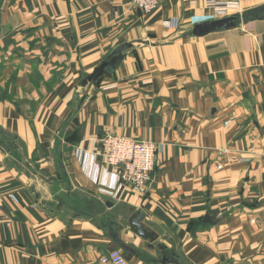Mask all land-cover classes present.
<instances>
[{"label": "crops", "instance_id": "crops-1", "mask_svg": "<svg viewBox=\"0 0 264 264\" xmlns=\"http://www.w3.org/2000/svg\"><path fill=\"white\" fill-rule=\"evenodd\" d=\"M209 1L0 0V264H264V19L193 36ZM107 134L160 148L144 194L101 165Z\"/></svg>", "mask_w": 264, "mask_h": 264}, {"label": "built area", "instance_id": "built-area-1", "mask_svg": "<svg viewBox=\"0 0 264 264\" xmlns=\"http://www.w3.org/2000/svg\"><path fill=\"white\" fill-rule=\"evenodd\" d=\"M240 0H210L207 8L217 18L239 14ZM133 6L148 14L153 12L160 0H131ZM167 28H174L173 22H165ZM160 148L147 140H136L116 134H107L100 141L97 157L102 166L116 172L120 184L144 194L152 182V174L157 166L156 157ZM103 264H133L119 250H112L100 259Z\"/></svg>", "mask_w": 264, "mask_h": 264}, {"label": "water", "instance_id": "water-1", "mask_svg": "<svg viewBox=\"0 0 264 264\" xmlns=\"http://www.w3.org/2000/svg\"><path fill=\"white\" fill-rule=\"evenodd\" d=\"M264 19V4L253 9L245 10L241 14L234 15L232 17H226L216 21L205 22L194 26L192 30L193 36H204L216 30L221 29H231L235 28L237 24H246L249 21ZM126 47V46H123ZM123 49V48H122ZM121 50H117L112 56H109L106 60L101 62V64L94 69V71L86 75L81 82V87L88 90L94 86L97 81L104 75L111 73L117 65L122 60ZM85 96L82 97L84 100ZM144 215L141 212H136L129 220L128 224L131 228V231L135 233L140 238L149 240L150 242L154 241V236L152 232H149L143 224ZM113 240L118 248L123 250L125 253L136 255L135 250L129 245L122 242L117 234H112Z\"/></svg>", "mask_w": 264, "mask_h": 264}]
</instances>
